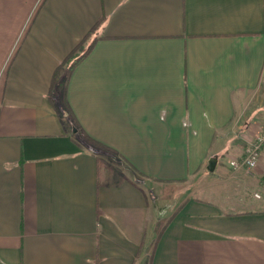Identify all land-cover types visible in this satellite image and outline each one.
I'll list each match as a JSON object with an SVG mask.
<instances>
[{"label":"crops","instance_id":"crops-1","mask_svg":"<svg viewBox=\"0 0 264 264\" xmlns=\"http://www.w3.org/2000/svg\"><path fill=\"white\" fill-rule=\"evenodd\" d=\"M102 13L66 99L118 161L47 97ZM263 125L264 0H0V264H264V146L228 163ZM199 171L237 188L197 197Z\"/></svg>","mask_w":264,"mask_h":264},{"label":"trees","instance_id":"trees-1","mask_svg":"<svg viewBox=\"0 0 264 264\" xmlns=\"http://www.w3.org/2000/svg\"><path fill=\"white\" fill-rule=\"evenodd\" d=\"M107 18L102 13L98 20L92 25L87 33L76 43L64 59L58 64L53 72L47 97L56 112L63 118L69 120L75 130L74 135H78L75 140L78 144L90 148L96 153H115L114 150L104 144L95 141L86 135L73 115L66 99V89L69 77L75 66L91 51L97 40L102 38V30Z\"/></svg>","mask_w":264,"mask_h":264},{"label":"rangeland","instance_id":"rangeland-1","mask_svg":"<svg viewBox=\"0 0 264 264\" xmlns=\"http://www.w3.org/2000/svg\"><path fill=\"white\" fill-rule=\"evenodd\" d=\"M246 147H247V145L244 146L243 151H245ZM107 155L110 156L111 158L116 159V157L113 154H111L110 152H107ZM121 165L123 167H125L124 163ZM244 173L252 177L253 176V169L249 172L244 171ZM230 175L231 174L229 172V174H226V175H216V176L214 175V177H212V176L210 177L209 174H206L202 171H199L198 173H196V175L189 176L188 179H186V181H184L182 184L184 186L185 191H188L190 188L193 192V190L196 189L197 192L195 195L197 197L212 199L211 197L216 196L215 193H218V194H221L222 192L223 193L224 192L229 193V192L236 190L237 187H235L233 180H231L234 178ZM244 182H245V184H243L242 186L244 187V191L247 192V193H245L246 196L255 197L254 195H252L254 193H258L261 196L260 190L263 191V189L257 190L254 187V186H256L255 185L256 178L255 179H248ZM199 190L200 191L202 190V191L198 192ZM205 190L210 191V194L209 193L207 194L205 192ZM223 193H222V195H223ZM252 199H255L254 201L258 204H262L264 201V197L261 199H256V198H252Z\"/></svg>","mask_w":264,"mask_h":264},{"label":"built area","instance_id":"built-area-1","mask_svg":"<svg viewBox=\"0 0 264 264\" xmlns=\"http://www.w3.org/2000/svg\"><path fill=\"white\" fill-rule=\"evenodd\" d=\"M264 146V125L256 133L253 140L247 145L243 155L239 158L229 160L231 168L243 170L246 172L255 168L258 163L260 152ZM255 197H259L258 193H254Z\"/></svg>","mask_w":264,"mask_h":264},{"label":"water","instance_id":"water-1","mask_svg":"<svg viewBox=\"0 0 264 264\" xmlns=\"http://www.w3.org/2000/svg\"><path fill=\"white\" fill-rule=\"evenodd\" d=\"M216 163V159H209L207 169L212 171Z\"/></svg>","mask_w":264,"mask_h":264}]
</instances>
